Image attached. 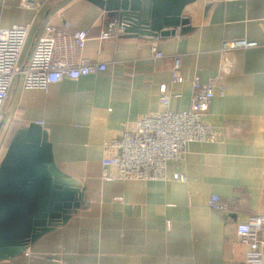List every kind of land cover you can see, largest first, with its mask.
Wrapping results in <instances>:
<instances>
[{
	"label": "crops",
	"instance_id": "1",
	"mask_svg": "<svg viewBox=\"0 0 264 264\" xmlns=\"http://www.w3.org/2000/svg\"><path fill=\"white\" fill-rule=\"evenodd\" d=\"M183 16L191 28L184 35L100 41L111 17L87 0H0L1 28L30 26L22 66L44 28L65 23L88 34L80 56L107 66L46 91L14 80L0 113V160L12 131L40 123L58 168L82 182L84 201L25 256L0 264H248L235 227L264 216V0H197ZM236 39L257 47L222 55L223 41ZM154 49L164 58L154 59ZM174 56L179 84L172 83ZM222 63L231 73L204 117L218 142L188 144L182 161L167 164L165 181L103 180V145L121 137L124 123L162 110L160 86L171 110L187 111L192 77L206 82ZM175 174L186 181H172ZM213 195L229 205L227 213L208 207Z\"/></svg>",
	"mask_w": 264,
	"mask_h": 264
},
{
	"label": "built area",
	"instance_id": "2",
	"mask_svg": "<svg viewBox=\"0 0 264 264\" xmlns=\"http://www.w3.org/2000/svg\"><path fill=\"white\" fill-rule=\"evenodd\" d=\"M29 33V25L0 27V113L17 77L21 78L24 90L46 91L50 85L64 79L78 80L106 70V64L92 62L80 56L88 41V34L84 30L72 29L69 23L56 28L46 26L22 66L20 60ZM124 33L125 26L116 18H111L98 39L117 40ZM256 47L255 42L246 39L223 41L220 53L224 55ZM152 57L164 58L155 49ZM230 73L231 68L222 63L218 74L206 82L194 75L191 79V105L183 112L170 109L171 96L166 85L160 86L159 102L162 110L124 123L121 137L103 145V180L165 181L168 179L167 164L182 161L188 144L218 142L220 133L206 123L204 117L216 92L223 94L221 82ZM182 82L179 58L174 56L172 83ZM171 180L183 183L186 178L175 174ZM113 201L121 202L122 199L115 198ZM208 207L220 214L229 211V205L216 195L210 197ZM235 231L238 239L247 246L246 262L264 264V216H251L246 222L236 224Z\"/></svg>",
	"mask_w": 264,
	"mask_h": 264
},
{
	"label": "water",
	"instance_id": "3",
	"mask_svg": "<svg viewBox=\"0 0 264 264\" xmlns=\"http://www.w3.org/2000/svg\"><path fill=\"white\" fill-rule=\"evenodd\" d=\"M87 1L123 24L124 35L166 38L191 30L183 11L197 0ZM83 201L82 182L58 168L47 130L33 122L17 129L0 160V262L25 256Z\"/></svg>",
	"mask_w": 264,
	"mask_h": 264
},
{
	"label": "rangeland",
	"instance_id": "4",
	"mask_svg": "<svg viewBox=\"0 0 264 264\" xmlns=\"http://www.w3.org/2000/svg\"><path fill=\"white\" fill-rule=\"evenodd\" d=\"M12 121H13V120H12ZM9 136H10V132H8V135H7V138H6V139H9ZM6 142H7V140H6ZM6 142L3 143L4 146H5Z\"/></svg>",
	"mask_w": 264,
	"mask_h": 264
},
{
	"label": "trees",
	"instance_id": "5",
	"mask_svg": "<svg viewBox=\"0 0 264 264\" xmlns=\"http://www.w3.org/2000/svg\"><path fill=\"white\" fill-rule=\"evenodd\" d=\"M15 131H16V130H15ZM15 131H12V135L14 134ZM12 135H11V136H12Z\"/></svg>",
	"mask_w": 264,
	"mask_h": 264
}]
</instances>
